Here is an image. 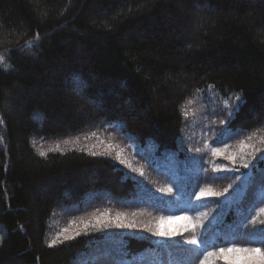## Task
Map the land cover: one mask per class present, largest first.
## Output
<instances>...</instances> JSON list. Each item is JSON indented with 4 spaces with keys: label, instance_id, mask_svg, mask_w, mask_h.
I'll return each mask as SVG.
<instances>
[{
    "label": "trees",
    "instance_id": "trees-1",
    "mask_svg": "<svg viewBox=\"0 0 264 264\" xmlns=\"http://www.w3.org/2000/svg\"><path fill=\"white\" fill-rule=\"evenodd\" d=\"M0 57V264H71L107 244L97 232L49 246L52 216L65 207L147 221L170 214L166 200L87 146L90 131L115 124L141 147L173 150L185 103L206 86L240 96L229 130L264 126V0H0ZM186 185L191 196L200 182ZM262 199L264 159L241 193L212 200L225 207L205 247H254L262 257ZM120 235L131 264L203 259L182 251L192 245Z\"/></svg>",
    "mask_w": 264,
    "mask_h": 264
},
{
    "label": "rangeland",
    "instance_id": "rangeland-1",
    "mask_svg": "<svg viewBox=\"0 0 264 264\" xmlns=\"http://www.w3.org/2000/svg\"><path fill=\"white\" fill-rule=\"evenodd\" d=\"M71 87H75L73 82ZM78 92L82 94V89L78 90ZM235 97V95L223 96L212 86H206L197 90L194 97L185 103L183 110L185 125L181 131L177 147L173 150L158 151L156 145L153 143H149L152 146L141 147L130 136L112 131V128H116L115 124L107 123L99 130L90 131L85 138L87 146L94 151L111 152L110 156L113 159H115L116 151L123 149L122 158L133 167L143 168L144 175L141 176L138 172H133L131 168L115 159L116 162L125 169L126 173L136 178L143 188L166 200V204L170 207V214L158 216L154 221H147L146 216H144L145 214L141 215L140 218H135L123 213L126 217L125 223L135 221L137 227H116L113 224L109 227L89 226L85 231L81 221H91L94 224L93 216H99L105 211L101 210L88 215H82L84 208L68 210L65 207L55 212L52 216L48 231V243L50 244V241L56 238L57 234L61 233L65 228L70 229V232L67 234H74L76 231H79L80 234L102 232L108 236L105 238L108 241L107 244L94 246L89 249L87 255L76 259L71 264H131L132 259L124 258V256L120 255L117 241L120 234L149 237L157 244L176 242L185 244L184 241L193 235L197 239L199 236H202L207 228L219 219V215L226 204H217L212 200L220 198L222 202H225L241 193L244 181L246 180L247 182L252 173L253 165L260 159H264V143H261V138L264 137V126L250 133L229 130L225 135L224 142H217L221 129H228L226 127L227 122L232 118L238 105ZM89 103L97 105V102H93L92 100ZM229 113L232 114L229 115ZM221 121L224 123H221ZM249 135H252L251 140L246 139ZM240 140H245L246 143L254 145L260 151L255 152L254 155H247L252 149L245 148L241 152L239 146ZM109 144L114 147L109 149ZM117 145L118 147H115ZM214 148L225 149V151L221 155H213L212 150ZM232 154H236L235 160L227 158ZM152 156H155L157 161L153 160ZM241 156H244L248 162L247 168L241 166ZM235 171H239L241 174L237 173L235 175ZM216 175L223 178L214 179ZM236 177H240V179L236 180ZM188 178L192 182L195 180L200 182V185H198V188L191 196H188L190 192L186 190ZM221 183H224V186L218 188V185ZM229 184L232 185L231 188L228 187ZM169 187L172 188L171 193L160 191V189ZM205 188L223 192V195L219 197L206 196L197 199L200 190ZM225 188H228L227 192H224ZM65 195L67 194L64 193V197ZM146 199L154 203L152 196H147ZM67 211L74 212L77 218H71L75 217L74 215L68 216ZM107 212L113 219L116 217V213ZM161 217H172L170 221L161 224L160 227L162 231L176 233L175 236L171 238L157 237L144 228L145 224L154 226L159 222ZM74 221L75 224L73 223ZM192 224H196L194 229L192 228ZM206 225L207 227L204 229ZM63 240V235H61L60 241ZM236 255L241 257L236 264H245L243 255L241 254L230 253L228 259L221 260L232 264L233 257ZM249 255L252 264H264L262 257L257 254ZM197 264H200V262L198 261Z\"/></svg>",
    "mask_w": 264,
    "mask_h": 264
},
{
    "label": "snow or ice",
    "instance_id": "snow-or-ice-1",
    "mask_svg": "<svg viewBox=\"0 0 264 264\" xmlns=\"http://www.w3.org/2000/svg\"><path fill=\"white\" fill-rule=\"evenodd\" d=\"M3 60V57H0V61ZM235 99L237 101H240V96H236ZM236 111L239 110V105L236 106L235 108ZM232 113H229V115H231ZM221 123H224L223 121H221ZM229 129H221V134L220 136L217 138V142L218 143H223L224 142V138L225 135L228 133ZM93 135H95L93 133ZM247 140H251L252 139V135H249L247 138ZM65 143H69V141H65ZM261 143H264V137L261 138ZM239 146H240V150L241 152L244 151L245 148L248 149H252V151L250 153H247V155H254L255 152L260 151L259 148H256L254 145L252 144H248L246 143L245 140H240L239 141ZM114 146L109 144V149H112ZM115 147H118L115 146ZM59 148V145H57V149ZM197 151H199V149H197ZM225 151V149H220V148H214L212 150L213 155H221L223 152ZM122 152L123 149H120L119 151H116L115 153V159L118 160L121 164H125L127 167L131 168V170L133 172H138L141 176L144 175V170L143 168H136L133 167L130 163H128L125 159L122 158ZM39 154L41 156H46L47 153L45 151H40ZM91 155H97L98 153L96 152H91ZM99 154H111V152L108 153H99ZM235 155L236 154H232L229 155L227 158L230 160H235ZM241 166L244 168L248 167V162L245 160L244 156H241ZM238 170V169H237ZM223 177H215L214 179H221ZM240 177H236V180H239ZM229 188L232 187L231 184L228 185ZM160 191L162 192H172V188H166V189H160ZM228 188L224 189V192H227ZM223 192H218V191H213L211 188H205V189H201L199 195L197 196V199H200L201 197H206V196H215V197H219L222 196ZM167 203V202H165ZM224 203H227V201H225ZM261 203H264V199L261 200ZM194 210V209H193ZM259 213L260 214H264V207H260L259 208ZM187 219V217H185ZM93 219L95 221L94 224H92L91 221L85 222V221H81V223L83 224V228L86 231L89 226L92 227H109L111 225H115L116 227H128V228H133V227H137V224L135 223V221H129L127 223H125L126 217L121 214V213H117L116 217L113 219L112 217L109 216L108 212L105 211L104 213H101L99 216L94 215ZM172 219V217H161L159 219V222L156 223L154 226L150 225V224H145L144 228L151 232L153 235L157 236V237H166V238H171L173 236L176 235V233L174 232H168V231H162L160 225L167 223L168 221H170ZM245 219H249L250 222L254 225L256 222L255 217H245ZM75 224V221L73 222ZM262 224H264V221H261ZM196 227V224H192V228L194 229ZM187 231V229H185ZM260 232L262 235H264V229H258L255 230ZM70 232V229L65 228L63 229V231L61 233H58L56 238L52 239L50 241V245L49 246H54L56 245L58 242H62L60 241V236L63 235L64 240H69V239H74L75 236L80 235L79 231H76L74 234H67ZM250 234H255V232H252ZM185 244L188 245H192L193 247L191 248H186V249H182L183 252L190 254L191 256L199 259L201 256H203V259H200V264H213L212 258H221V259H228V256L230 253H235V254H243V259L245 261V264H252L251 258L249 254H253V253H258L260 252L259 248H254V247H245V248H239V247H220L218 251L215 250H208L207 247H205L207 241L205 237H201V239H197V237L195 235H193L191 238L186 239L184 241ZM241 259V257L239 255H236L233 257V261L232 264H236L237 261H239ZM262 259H264V254H262ZM178 264H180V262H178Z\"/></svg>",
    "mask_w": 264,
    "mask_h": 264
},
{
    "label": "bare ground",
    "instance_id": "bare-ground-1",
    "mask_svg": "<svg viewBox=\"0 0 264 264\" xmlns=\"http://www.w3.org/2000/svg\"><path fill=\"white\" fill-rule=\"evenodd\" d=\"M181 113V112H180ZM182 119V118H181ZM126 136V135H125ZM74 199V198H73Z\"/></svg>",
    "mask_w": 264,
    "mask_h": 264
}]
</instances>
